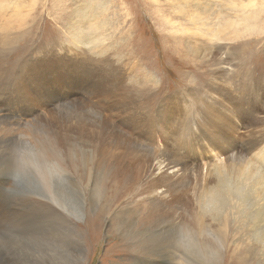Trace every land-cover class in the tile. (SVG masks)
I'll list each match as a JSON object with an SVG mask.
<instances>
[{
  "label": "rangeland",
  "instance_id": "374dc122",
  "mask_svg": "<svg viewBox=\"0 0 264 264\" xmlns=\"http://www.w3.org/2000/svg\"><path fill=\"white\" fill-rule=\"evenodd\" d=\"M251 3L256 4L254 9L238 10ZM204 6L209 12L201 11ZM218 9H225L227 20L241 18V12H253L255 19L237 28L219 26L224 19L217 20ZM250 25L252 30H244ZM111 83L119 86V96L108 100L101 89ZM211 91L210 101L203 103ZM216 100L220 105L213 120L219 125L230 124L231 102L254 106V135L264 137V0H0V264H132L130 243L120 222L110 220L115 213H109L108 205L120 187L131 184L109 182L94 192L99 186L94 174L80 178L74 173L80 188L74 178L48 164L59 160L55 149L67 156L69 152L85 156L82 140L69 137L65 124L76 126L89 116L95 123H87L99 126L102 134L112 126L106 129L104 115L91 109L129 121L131 112L142 118L155 116L164 102L166 116L173 121L162 135L181 146L182 132L192 133L195 116ZM237 121L223 137L243 144L251 135ZM159 124L150 130L161 133ZM236 124L242 127L240 132ZM158 138L155 143L163 139ZM35 153L49 171L37 164ZM111 153L126 165L137 164L134 158L143 155L124 148ZM209 159L211 170L220 164L219 156ZM67 160L71 164L69 156ZM41 176H48L51 188L42 187ZM45 205L55 207L58 214L47 215ZM79 209L82 216L77 215ZM117 218L122 220L121 215ZM89 220L95 223L94 230L88 227ZM212 225L220 239V260V255L205 253L176 256L192 264H203L205 256L208 264H225L234 257L245 243L236 215L222 212ZM176 234L166 229L155 240L173 244V251L181 247ZM163 256L166 264H176L170 255ZM253 262L263 264L257 259L240 264Z\"/></svg>",
  "mask_w": 264,
  "mask_h": 264
},
{
  "label": "bare ground",
  "instance_id": "6f19581e",
  "mask_svg": "<svg viewBox=\"0 0 264 264\" xmlns=\"http://www.w3.org/2000/svg\"><path fill=\"white\" fill-rule=\"evenodd\" d=\"M96 4L87 5H94L96 8ZM255 5V3L244 5L238 10L241 8L254 9ZM218 10L216 15L220 18L217 20L224 19L223 22L220 20L219 26L228 24V26L235 25L237 28L239 23L249 25L251 20L255 19V13L245 14L243 12L242 14L241 12V18L236 15L234 20H232L233 18L227 20L229 14L222 12L225 9ZM201 11L203 13L209 12V8L204 6ZM228 26L225 25L224 29L226 30ZM252 28L253 25H250L244 30H252ZM234 34L239 37L241 33L236 29ZM215 37L217 36H213V38ZM111 84L110 87L106 88L107 90L101 89L108 100L119 96L117 94L119 86L116 87L117 85ZM243 87L248 88V85H243ZM214 91L206 92V99L203 103L210 101ZM232 95L234 94L232 93ZM222 96L232 97L230 94H222ZM237 99L241 100L240 93ZM89 102L91 100L86 98L85 103L89 104ZM163 103L158 106L155 116L142 118L138 113L131 112L129 121L117 120V117L113 115L105 112L98 113L96 108L91 109L96 112L97 116L104 115H102V121L106 129L109 130L112 126L109 131L102 134L99 126L87 123L90 120L95 123L94 118L89 116H87L89 119L86 122L80 121V124L76 126L67 121L69 123L65 124L67 135L74 140H82L80 151L85 156L78 158L75 153L69 152L71 164H68V156L55 149L59 160L47 161V163L54 169L67 173L71 179L74 178V185L79 187L82 183L76 179L74 173L80 178H84L85 174L87 178L94 174L95 179L93 180L99 183L94 192H100V187L109 182L117 185L123 184L124 181L130 182L131 187L128 185L123 188V185L117 194L110 197L108 205L111 212H108L110 214L115 213V216L110 220H118L121 229L126 234L125 238L130 243L132 264H166L164 254L171 256L170 262L192 264L191 260L188 261L184 257V252L198 254L199 257L204 256V253L218 257L221 254V249L218 248L220 239L214 232L212 224L219 221L222 212H230L232 215H236L239 223L238 230H241L240 233H242L245 242L241 241L244 244L240 250L236 249L233 252L234 257L228 259L226 256L228 260L225 264H240L241 262L254 261V259L264 264V137L254 135L257 125L255 120L256 108L250 103L231 102L232 110L229 111L230 113L228 112L230 124L219 125L213 120V111L220 105V102L216 100L207 108L206 112L201 113L200 116H195V130L192 133L189 130L183 131L185 141L181 142V146H175L169 138L162 135L173 121L166 116L167 111L165 103ZM34 112L36 111L34 110ZM163 114H165V118L161 120ZM90 116H92L91 112ZM198 119L201 120L200 124L196 123ZM236 121L239 124L242 123L243 129H248L249 135H251L243 144H239L238 140L223 137L225 136L224 132L228 131L232 122ZM155 122H160L158 128L161 133L150 130L155 126ZM241 126L235 125L238 132L242 130ZM161 136L163 139L155 143V140ZM53 138L57 139L56 137ZM64 140H68V138H64ZM104 142L108 146L103 144ZM55 143L58 147L57 142ZM187 147L190 152H180V149L184 150ZM119 148L140 152L143 155L139 159L134 158L133 163H137L135 165L122 164L121 158L111 153V149ZM213 154L221 159L220 164L215 165L211 170L208 160L210 161L209 158H212ZM35 159H37V164L46 165L49 171V166L41 160L37 153H35ZM221 160L225 162L224 165ZM47 177H42V187L51 188ZM1 184L2 182H0ZM48 197L53 199L50 198L51 196ZM39 204L41 205V203ZM45 206L43 208L45 211L47 210L46 213L58 214L54 210L55 207ZM67 207L70 205L65 206L66 212ZM49 214L47 213V215ZM82 214L83 212L79 209L77 215L82 216ZM117 215H121L122 220L117 218ZM87 225L89 228H93L95 223L89 220ZM166 229L173 230L174 233L177 231V240H181V247H174L173 251H170L173 244L164 245L159 240H155L158 238L157 233L165 232ZM177 254L184 255V258L181 255L182 258L177 257ZM201 260L203 264L210 263L209 257L205 256ZM76 264H80L79 261Z\"/></svg>",
  "mask_w": 264,
  "mask_h": 264
},
{
  "label": "water",
  "instance_id": "95a60500",
  "mask_svg": "<svg viewBox=\"0 0 264 264\" xmlns=\"http://www.w3.org/2000/svg\"><path fill=\"white\" fill-rule=\"evenodd\" d=\"M90 6H94V5H90ZM81 37H79V39H80ZM86 39V38H85ZM79 41V40H78ZM87 41V40H86Z\"/></svg>",
  "mask_w": 264,
  "mask_h": 264
}]
</instances>
